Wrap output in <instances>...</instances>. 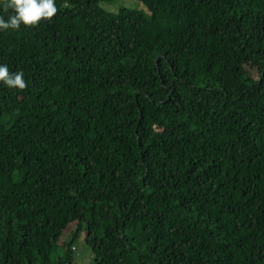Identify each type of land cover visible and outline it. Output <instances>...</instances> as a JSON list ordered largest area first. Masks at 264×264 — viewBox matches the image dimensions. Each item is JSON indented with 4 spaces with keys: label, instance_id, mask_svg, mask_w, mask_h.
<instances>
[{
    "label": "trees",
    "instance_id": "16d2710c",
    "mask_svg": "<svg viewBox=\"0 0 264 264\" xmlns=\"http://www.w3.org/2000/svg\"><path fill=\"white\" fill-rule=\"evenodd\" d=\"M109 1L0 30V264H264V0Z\"/></svg>",
    "mask_w": 264,
    "mask_h": 264
},
{
    "label": "clouds",
    "instance_id": "9594fccd",
    "mask_svg": "<svg viewBox=\"0 0 264 264\" xmlns=\"http://www.w3.org/2000/svg\"><path fill=\"white\" fill-rule=\"evenodd\" d=\"M0 6L13 13L7 21L0 16V30H19L21 25L35 28L45 21L51 22L59 11L56 0H0ZM0 83L10 89L22 91L27 88L24 72H10L6 65H0Z\"/></svg>",
    "mask_w": 264,
    "mask_h": 264
},
{
    "label": "rangeland",
    "instance_id": "374dc122",
    "mask_svg": "<svg viewBox=\"0 0 264 264\" xmlns=\"http://www.w3.org/2000/svg\"><path fill=\"white\" fill-rule=\"evenodd\" d=\"M99 6L106 11L118 13L120 9H132L140 11L141 13L148 14L146 8L140 0H112L109 2H101ZM75 230L74 224L68 225L63 231L58 240L57 254L62 253V244L66 242ZM75 241L72 244V262L73 264H90L93 260V256L84 241L85 232L81 228Z\"/></svg>",
    "mask_w": 264,
    "mask_h": 264
}]
</instances>
